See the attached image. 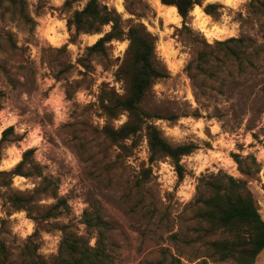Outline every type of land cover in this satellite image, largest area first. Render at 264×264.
<instances>
[{
	"label": "rangeland",
	"instance_id": "1",
	"mask_svg": "<svg viewBox=\"0 0 264 264\" xmlns=\"http://www.w3.org/2000/svg\"><path fill=\"white\" fill-rule=\"evenodd\" d=\"M46 2L36 13L37 0H26L33 29L0 6V136L12 126L0 170L12 169L33 148L32 159L51 180L29 211L14 210L0 191V239L10 259L20 258L35 227L38 253L45 258L56 255L62 226L93 245L98 229L88 217L102 226L108 264H144L166 254L181 264H238L208 256L207 241L230 235L201 229L196 198L207 196V182L222 174L243 178L264 219V0H202L186 27L158 0H103L124 28L142 23L154 39V61L165 76L150 85L140 107L170 143L197 145L180 160L181 178L169 157L150 160L145 130L122 145L104 134L105 126L118 128L128 119L126 112L111 118L102 109L108 92L122 97L128 91V76L117 74L128 41L114 39L105 54H87L86 46L109 25L70 42L66 19L85 0L70 7L65 0ZM208 3L219 4L212 14L203 11ZM231 36L249 39L246 54L263 46L250 56L254 65L239 70L228 64L211 79L198 75L194 85L185 69L196 54L193 38L213 43ZM41 183V177L14 175L8 190L30 195ZM253 264H264V248Z\"/></svg>",
	"mask_w": 264,
	"mask_h": 264
},
{
	"label": "trees",
	"instance_id": "2",
	"mask_svg": "<svg viewBox=\"0 0 264 264\" xmlns=\"http://www.w3.org/2000/svg\"><path fill=\"white\" fill-rule=\"evenodd\" d=\"M78 1L80 0H65L64 5L70 7ZM160 2L164 5H173L185 27L194 6L202 5V0H160ZM46 3V0H37L36 13L45 8ZM0 6L10 14V17L29 29L34 28L36 23L26 11V0H0ZM218 6L217 3H208L203 7V11L212 14ZM106 25H109V30L93 44L86 46L87 54H105L108 42L114 39H126L128 41L126 57L119 64L117 74L128 76L129 87L122 97L108 92L106 102H102V109L111 118H116L121 112L128 114V119L118 128L113 125L105 126L104 134L111 143L122 145V141L134 138L137 133L145 130L150 160L160 156L169 157L178 177L181 178L183 166L180 160L182 156L193 152L197 145L194 142L170 143L162 135L161 130L150 121L151 115L140 107V102L150 85L156 79L165 76L154 61L152 35L142 23L124 28L121 16L103 0H85L84 5L74 9L66 19L70 42H75L80 33H100ZM193 41L197 44L196 54L185 68L193 84L198 75L202 74L211 79L217 71H221L222 67L228 64L234 65L239 70L244 66H253L250 56L263 49V46L252 48L251 52L246 54V49L251 45L249 39L244 37L231 36L224 40H215L213 43L207 42L204 38H193ZM81 61L86 65L84 59ZM11 131L12 126H8L1 132L0 160L3 144L8 141L7 134ZM33 151V148H27L12 169L0 170L1 194L6 195L7 204L14 210L29 211L33 198L37 194L47 192L50 185L51 180L43 174L40 164L32 159ZM232 157L240 164L237 154H232ZM240 171L244 174L249 173L248 168L241 167ZM14 175L41 177L42 183L36 186L30 195L12 192L8 188ZM207 186L209 194L199 195L196 198L197 217L201 229L225 230L230 235V238L207 241L208 256L216 262L233 260L238 264H253L264 248V219L258 212L252 192L247 186V180L222 174L216 180L207 182ZM261 188L264 191V183L261 184ZM60 201L50 207L48 217L55 215L54 210L60 207ZM86 221L98 229L93 245L66 231L65 226H62L56 255L45 258L38 253L39 229L35 227L21 247L20 258L16 261L10 259L6 244L0 239V264H108L109 254L102 226H99V223L93 224L88 217ZM144 264H181V262L178 257L166 254L161 260H149Z\"/></svg>",
	"mask_w": 264,
	"mask_h": 264
},
{
	"label": "bare ground",
	"instance_id": "3",
	"mask_svg": "<svg viewBox=\"0 0 264 264\" xmlns=\"http://www.w3.org/2000/svg\"><path fill=\"white\" fill-rule=\"evenodd\" d=\"M158 3H159L160 6H163V7H166V8H171L176 13V15H178L177 12H176L175 7L173 5H162L159 0H158ZM55 41H56V39L54 38V36H50V42L54 43Z\"/></svg>",
	"mask_w": 264,
	"mask_h": 264
}]
</instances>
